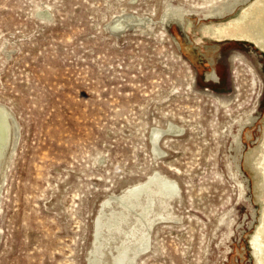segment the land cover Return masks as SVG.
I'll use <instances>...</instances> for the list:
<instances>
[{
	"label": "rangeland",
	"instance_id": "rangeland-1",
	"mask_svg": "<svg viewBox=\"0 0 264 264\" xmlns=\"http://www.w3.org/2000/svg\"><path fill=\"white\" fill-rule=\"evenodd\" d=\"M251 1L0 0V264H88L102 203L155 172L178 194L136 264H255L264 53L200 34Z\"/></svg>",
	"mask_w": 264,
	"mask_h": 264
},
{
	"label": "bare ground",
	"instance_id": "bare-ground-1",
	"mask_svg": "<svg viewBox=\"0 0 264 264\" xmlns=\"http://www.w3.org/2000/svg\"><path fill=\"white\" fill-rule=\"evenodd\" d=\"M238 8L231 13H235L233 17L224 22L203 24L200 34L212 39L248 40L264 50V0H252ZM172 19L171 16H168L167 20ZM184 19H181L183 25L185 24ZM208 78H216V73L210 72ZM168 125L167 129L154 128L151 133V149L155 154L163 152L158 145L161 136L167 131H176L172 124ZM9 138V113L0 105V177L6 161L5 153ZM248 161L260 178L257 181V187L262 204L260 222L249 238L253 243L255 264H264V131L260 136L259 145L248 157ZM178 189V184L175 181L155 172L143 183L131 186L121 195L111 197L102 203L101 210L94 220L93 247L90 251L91 257L88 264H102L104 247L109 240L117 237H120V241L116 254L112 256L111 264H136V257L140 253L146 252L150 247V229L157 221L165 218L155 209V206L158 207L156 202H164L165 198L174 197L178 194ZM113 199L115 202H119V207H111L110 213L105 217L106 213L102 207L110 205Z\"/></svg>",
	"mask_w": 264,
	"mask_h": 264
},
{
	"label": "water",
	"instance_id": "water-1",
	"mask_svg": "<svg viewBox=\"0 0 264 264\" xmlns=\"http://www.w3.org/2000/svg\"><path fill=\"white\" fill-rule=\"evenodd\" d=\"M222 39H228V38H222ZM238 40H243V39H238ZM246 41H248V40H246ZM248 42H250L251 44H253L254 46H256L253 42H251V41H248ZM258 49H260L258 46H256ZM263 53H264V50H262V49H260Z\"/></svg>",
	"mask_w": 264,
	"mask_h": 264
}]
</instances>
